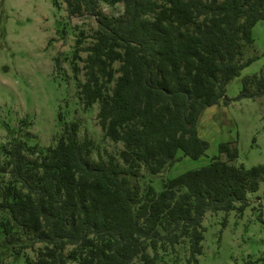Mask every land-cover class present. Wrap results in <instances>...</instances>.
<instances>
[{
	"label": "trees",
	"instance_id": "trees-1",
	"mask_svg": "<svg viewBox=\"0 0 264 264\" xmlns=\"http://www.w3.org/2000/svg\"><path fill=\"white\" fill-rule=\"evenodd\" d=\"M53 2L96 21L86 46L84 32L76 39L71 69L83 107L98 104L103 136L122 148L93 158L95 144L79 137L77 121L45 149L12 140L0 186L6 242H21L17 254L35 251L25 264H158L160 250L187 240L196 262L204 214L242 211L264 181V164H235L234 141H225L209 163L163 179L159 190L141 177L162 173L179 152L205 154L198 124L206 108L264 95V64L242 77L235 98L225 93L255 59L245 50L264 20V0ZM102 4L122 12L107 14Z\"/></svg>",
	"mask_w": 264,
	"mask_h": 264
},
{
	"label": "rangeland",
	"instance_id": "rangeland-1",
	"mask_svg": "<svg viewBox=\"0 0 264 264\" xmlns=\"http://www.w3.org/2000/svg\"><path fill=\"white\" fill-rule=\"evenodd\" d=\"M122 8L121 4H102L107 14H120ZM95 27L93 17L69 16L65 5L57 6L53 0H0L1 187L9 178L8 169H2L6 163L4 147L12 140L21 139L30 146L45 149L55 144L64 123L79 122V137H88L95 144L93 158L122 148L121 143L103 136L96 117L98 104L83 107L77 78L71 69L76 39L84 32L87 38H83L81 46H86L90 41L88 35ZM252 36L254 42L245 50V57L255 59L227 84L228 98L237 96L242 77L257 73L264 64V20L253 26ZM78 79L83 80L82 72L78 73ZM198 131L209 144L204 155L192 159L179 152V160L162 173L149 175L143 171L142 183H150L159 190L163 179L209 163L219 154V143L225 141H234L238 153L235 164L245 167L264 164V95L206 108L200 116ZM247 199L242 211L204 214L201 254L196 256V262L191 260L185 240L160 250L157 263L264 264V181L255 192L248 193ZM6 215L0 210V220ZM13 245L16 249H12ZM13 245L6 242L0 230V264H25L26 258L34 259L35 251L22 249L17 254L21 242Z\"/></svg>",
	"mask_w": 264,
	"mask_h": 264
}]
</instances>
